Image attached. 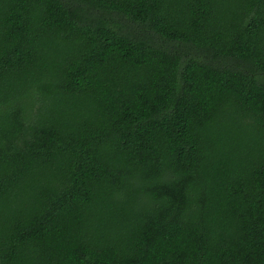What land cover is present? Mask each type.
<instances>
[{"label": "trees", "instance_id": "16d2710c", "mask_svg": "<svg viewBox=\"0 0 264 264\" xmlns=\"http://www.w3.org/2000/svg\"><path fill=\"white\" fill-rule=\"evenodd\" d=\"M0 264H264V0H0Z\"/></svg>", "mask_w": 264, "mask_h": 264}]
</instances>
